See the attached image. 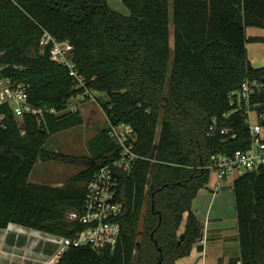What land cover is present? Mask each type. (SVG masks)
Masks as SVG:
<instances>
[{
  "label": "trees",
  "instance_id": "obj_1",
  "mask_svg": "<svg viewBox=\"0 0 264 264\" xmlns=\"http://www.w3.org/2000/svg\"><path fill=\"white\" fill-rule=\"evenodd\" d=\"M121 2L129 16L106 0H0V75L27 85L29 105L43 112L16 120L0 107V230L12 224L70 240L82 231L69 216L83 213L87 184L119 154L108 127L65 184L29 182L50 137L82 125L70 100L105 94L99 105L109 124H129L136 135L140 160L117 189L125 207L115 249L70 246L56 264H176L189 256L203 236L193 204L207 186L211 156L251 143L247 108L236 96L243 82L264 81V66L253 68L246 48L264 41L246 35L249 27L264 31V0ZM45 33L72 47L81 82L51 61L52 45L40 46ZM249 109L264 127V91L251 95ZM231 189L239 246L233 262L264 264V168L237 177Z\"/></svg>",
  "mask_w": 264,
  "mask_h": 264
},
{
  "label": "built area",
  "instance_id": "obj_2",
  "mask_svg": "<svg viewBox=\"0 0 264 264\" xmlns=\"http://www.w3.org/2000/svg\"><path fill=\"white\" fill-rule=\"evenodd\" d=\"M52 45L50 50L51 61L66 67L70 76L82 81L77 73L72 59L67 56L72 52V47L67 44L57 43L48 34L45 33L41 39L40 46L46 47ZM4 55L0 52V58ZM0 64V71L2 70ZM264 91V81L259 82L245 81L237 93V104L246 107L247 121L255 111L249 109L250 97L255 92ZM7 106L16 120L23 118L27 114L42 115L41 110L34 109L28 103L27 85L15 83L11 78L0 75V107ZM47 112L53 113V110ZM76 112V111H72ZM227 115H224L226 117ZM251 125L250 135L251 143L246 151H235L230 155L217 154L212 155L210 159V171H214L217 177V184L214 190L222 188L221 182L228 177H240L244 173L256 171L264 168V136H262V127L258 122ZM3 119L0 115V120ZM217 133L215 124L210 127L209 135L214 136ZM221 134H227L228 130L223 129ZM108 136L118 146V157L110 163L100 165L94 178L87 184L86 199L84 211L80 215L71 214L70 220L78 221L83 229L76 234L74 239H66L57 236L48 235L34 229H25L16 225H9V228L17 229L21 234L27 230V241L31 245L38 243H50L57 247L56 256L50 262L44 264H56L60 256L70 247L88 246L94 250H114L120 237L122 226L121 219L124 215V205L117 199V189L119 186L120 175H130L140 160L134 152V143L136 135L133 129L125 124H108ZM30 252V251H29ZM236 264H241L237 262Z\"/></svg>",
  "mask_w": 264,
  "mask_h": 264
},
{
  "label": "rangeland",
  "instance_id": "obj_3",
  "mask_svg": "<svg viewBox=\"0 0 264 264\" xmlns=\"http://www.w3.org/2000/svg\"><path fill=\"white\" fill-rule=\"evenodd\" d=\"M106 1L109 3V7L115 12L123 16H129L130 13L122 4L121 0ZM246 35L249 38L264 37V31L259 28L249 27L246 30ZM246 48L247 58H249L248 60L251 66L253 68L264 66V41H250L247 43ZM67 56L71 59L73 55L68 52ZM107 100L108 98L105 94L92 91H87L84 96H78L70 100L68 103L69 110L77 111L81 116L83 123L79 127L57 133L50 137L45 145L46 154L43 157L38 156L36 158L35 167L29 178V182L42 186L49 185L60 187L85 168L87 164L86 159L90 155L89 147L91 142L102 131H105L109 124V121H107L106 116L99 105V101L104 103ZM255 122V114H251L248 123L253 125ZM262 132L263 136L264 127H262ZM54 154L76 158L77 162L73 164L62 162L59 158H52ZM216 184V173L211 171L207 186L202 189V193L206 194L207 197H199L200 195L196 197L197 200H201L200 205H198L200 208V220L204 224L206 208L212 204L211 208L213 207V210L208 216V219L218 222V229H225V231H229L227 232L228 234L235 235L237 232L235 229L237 218L231 186L228 185L225 187V184L227 183L222 181L221 185L222 187L224 186V188L214 190ZM213 192L215 194H213ZM196 202L197 201L195 200L193 208L195 207ZM184 223L182 229H180L179 235L184 230ZM2 235L6 236L5 241L3 240V237L0 238V253H4L1 254L4 255L1 259L2 264H27V251H37L44 255L51 252L49 247H42L41 242L36 245L28 244L27 230L25 234H21L15 228H7L5 232H0V236ZM233 245L234 249L238 247L236 246V243ZM52 248L57 251L55 247ZM229 254H231V256H236L237 253ZM236 258L237 257L231 258V264H234L233 261Z\"/></svg>",
  "mask_w": 264,
  "mask_h": 264
},
{
  "label": "crops",
  "instance_id": "obj_4",
  "mask_svg": "<svg viewBox=\"0 0 264 264\" xmlns=\"http://www.w3.org/2000/svg\"><path fill=\"white\" fill-rule=\"evenodd\" d=\"M258 38H263V37H258ZM257 68H261V67H257ZM236 178L237 177H228L226 180H224L227 183L225 184V187H227L228 185L231 186L234 179ZM228 180H231V181H228ZM222 188H224V186ZM202 192H203L202 189L199 190L197 196L200 195L199 197H207V195ZM213 194L215 193L213 192ZM195 200L197 202L195 203V207L193 211L198 221L201 224H203L202 221L200 220V208L198 206L200 205L201 200H197V199ZM211 206L212 204H210L206 208V214H205L206 217L204 216L202 238L198 241V243L195 246H193V249L189 257L180 259L179 261L176 262V264H230L231 258L238 256L239 246H238V241L236 239L237 232L235 235H232V234H228L227 232L229 231L227 230L225 231V229H221V228L218 229V226H217L218 222L208 219V216L211 214L213 210V207L211 208ZM186 217H187V214L184 215L183 223L185 222ZM5 230H0V232H5ZM1 237H3V240L5 241L6 236L2 235L0 236V238ZM27 243L29 244L28 241ZM234 243H236V246H238L235 249L233 245ZM41 246L44 248L49 247L51 249V252L44 255L43 253L40 254L37 251H30V252L27 251V262H28L27 264H44L46 261L50 262L52 259H54V256H56L55 254L57 251L52 247H55L56 249L57 247L50 243H41ZM198 246L202 247V252H199L197 250ZM229 253H237V254L236 256L235 255L231 256V254ZM1 254H4V253H0V264H2L1 259H2V256H4Z\"/></svg>",
  "mask_w": 264,
  "mask_h": 264
},
{
  "label": "water",
  "instance_id": "obj_5",
  "mask_svg": "<svg viewBox=\"0 0 264 264\" xmlns=\"http://www.w3.org/2000/svg\"><path fill=\"white\" fill-rule=\"evenodd\" d=\"M182 240H183V237H181L177 243L180 244Z\"/></svg>",
  "mask_w": 264,
  "mask_h": 264
},
{
  "label": "flooded vegetation",
  "instance_id": "obj_6",
  "mask_svg": "<svg viewBox=\"0 0 264 264\" xmlns=\"http://www.w3.org/2000/svg\"><path fill=\"white\" fill-rule=\"evenodd\" d=\"M230 263H231V261H230Z\"/></svg>",
  "mask_w": 264,
  "mask_h": 264
}]
</instances>
